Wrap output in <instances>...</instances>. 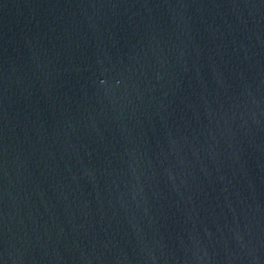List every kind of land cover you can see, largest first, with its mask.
Instances as JSON below:
<instances>
[{
    "label": "water",
    "instance_id": "95a60500",
    "mask_svg": "<svg viewBox=\"0 0 264 264\" xmlns=\"http://www.w3.org/2000/svg\"><path fill=\"white\" fill-rule=\"evenodd\" d=\"M0 264H264V0H0Z\"/></svg>",
    "mask_w": 264,
    "mask_h": 264
}]
</instances>
